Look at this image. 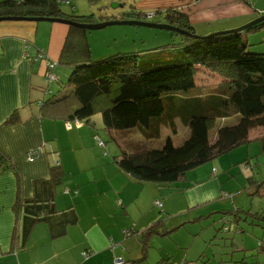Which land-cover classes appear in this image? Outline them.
Masks as SVG:
<instances>
[{"label":"crops","instance_id":"crops-1","mask_svg":"<svg viewBox=\"0 0 264 264\" xmlns=\"http://www.w3.org/2000/svg\"><path fill=\"white\" fill-rule=\"evenodd\" d=\"M70 1L66 4L74 3L75 11L65 10L66 15L79 17L97 8L77 11L79 0ZM80 1L86 6L85 0ZM112 1L124 4L117 8L119 15H112L120 18H127L132 10L146 15L159 11L143 20L163 18L165 22L168 9H181L201 33L238 27L264 14V4L257 5V0L104 2ZM35 21L0 22V161H15L13 168H0V264H116L120 257L124 264H164L165 258L169 259L165 263L170 264L184 257L203 264L211 256L220 259L222 244L215 249L209 246L213 237L219 239L222 224L220 221L214 226L208 219L216 222L221 210L233 209L218 204L225 200L222 185L225 174H219L214 166L208 168V179L192 186L186 179L189 172L173 184L140 183L117 164V156L126 150L124 146L114 140L108 142L109 137L95 130L98 114L90 121L77 122L65 113L43 110L39 100L48 98L50 92H59V86L52 81H62L67 75L69 66L62 59L66 57L63 54L66 38L74 25ZM38 53L43 56L35 58ZM70 56L73 57L71 53L67 55L69 60ZM50 62L55 63L53 68L49 67ZM47 83L51 84L46 89ZM101 120L105 126L102 116ZM256 130L251 131V136L261 143L259 136L264 135V130L255 133ZM96 135L104 144L97 142ZM252 142L231 152L238 154V160L234 158L236 163L242 164L244 159L261 153L257 150L258 153L250 154ZM34 148H40L41 155L30 161L29 153ZM243 171L251 182L254 175L250 164H244ZM247 188L250 187L246 191ZM19 196L54 201L56 208L49 223L37 222L27 238L18 221L21 216L14 209ZM263 204L261 201L259 212H255L264 213ZM244 207L235 208L245 210ZM250 215L241 222L264 225L261 220H256L258 224L251 222L255 219ZM173 218L177 224L168 230L167 224ZM194 220L200 226L199 231L186 226ZM156 221H161L160 232L153 233L145 247L143 231ZM241 222L236 223L241 230L237 228L240 236L235 248L241 251L237 256L243 252L245 263L256 249L250 248ZM207 228L215 230L210 239L211 231ZM176 230L174 237L167 236ZM181 230L184 231L180 233ZM232 257L233 254L228 261H233Z\"/></svg>","mask_w":264,"mask_h":264},{"label":"trees","instance_id":"trees-1","mask_svg":"<svg viewBox=\"0 0 264 264\" xmlns=\"http://www.w3.org/2000/svg\"><path fill=\"white\" fill-rule=\"evenodd\" d=\"M70 2L0 0V17H58L81 23L103 21L96 20L93 13L79 17L64 14L60 5ZM128 15L127 19L143 20L150 14L132 10ZM108 17L106 20L122 19ZM166 18V23L190 33H178L183 36V47L181 54L174 58L140 60L138 53L126 51L92 60L87 43L88 29L71 26L63 52L66 57L62 59L72 68L65 84L67 89L63 95L60 90L55 94L48 91L49 97L39 100L43 110L65 113L77 122L90 121L96 114H101L109 131L138 128L147 139L161 137L165 125L177 134L179 119L190 129L189 136L180 144H175L169 134L159 147L138 144V150H123L116 158L119 168L138 182L160 185L176 183L202 164L230 154L243 145L247 147L255 140L251 131L264 127V52L250 50L244 35L263 27L264 20L242 31L201 33L181 9H168ZM153 21L162 23L163 18ZM70 53L73 57L69 60L67 55ZM204 71L222 78L208 93L202 92L197 81ZM95 137H99L101 143L96 139L99 144H104L99 135ZM113 139L121 147L122 144L115 137ZM259 139L261 153H264V135ZM14 162L3 159L0 168H13ZM242 162L252 164L249 158ZM59 164L57 160L56 165ZM254 178L247 192L250 195L264 193V180L258 183ZM14 209L21 216L18 221L24 226L25 238L37 222L49 223L51 214L56 211L54 201L46 202L36 196L29 199L19 196ZM221 213L220 230L229 231L231 224L247 221L249 214L255 219L251 222L258 224L256 220H261L264 223V213L241 208L221 210ZM160 223L156 221L143 231L141 238L145 247L151 235L160 232ZM258 246L264 249V242L259 241ZM165 261L168 263L169 259L165 258ZM190 262L184 257L170 264Z\"/></svg>","mask_w":264,"mask_h":264},{"label":"rangeland","instance_id":"rangeland-1","mask_svg":"<svg viewBox=\"0 0 264 264\" xmlns=\"http://www.w3.org/2000/svg\"><path fill=\"white\" fill-rule=\"evenodd\" d=\"M85 1H86V6L82 4L80 0L78 1L77 11L78 10L81 11L83 9L91 10L92 8H95V6H97L95 10L91 11L94 12L93 16L96 20L103 19V21H107L106 18L108 16H110V18L114 17L112 16L114 13H116V15H119L117 14L119 11L117 10V8L119 7L112 8L110 6L111 2H104L105 0H85ZM256 4L262 5L264 4V0H259V1L257 0ZM73 6L74 3L72 4V6L71 5L67 6L66 3H62L60 5V9L62 10V12H66L65 10H72ZM73 11L75 10L73 9ZM261 16H258L255 19L260 18ZM152 17L153 14L147 16L148 19ZM122 19H127V18H122ZM45 21L50 22L47 20L35 21V22L46 23ZM247 23L248 22L244 23L243 25H246ZM235 28L237 27L223 29L220 32L222 31L224 32L227 30L234 31L232 29ZM86 32H87V43L89 44L91 50L92 60H99L109 55L118 52H126V51L138 53L140 56V60L141 59L150 60L152 58L153 59L174 58L177 57V55L181 54L180 49L183 47V36L181 34L176 33L175 31L166 30V29H157V28L128 25V24H116V25H109L102 29L86 30ZM244 35H245V39L250 44L249 45L250 50L253 51L256 50V52L259 51L264 52V26L257 30L246 32ZM59 65L60 67L64 66L63 64H59ZM70 69L72 71V68H70L69 66L65 79H63L62 81L61 80L52 81L54 84L59 86L61 95H63L65 93V90L67 89L65 84L68 83L71 74ZM197 81L198 84L201 86L202 92L208 93L210 90L217 87L218 83L222 81V78L217 75H211L209 72L204 71V73L198 75ZM50 84L48 83L46 84V89L49 88ZM51 88H53V84L51 85ZM95 120H96L95 130H97L98 133L109 137L108 142L110 143L112 142L111 140H115L113 139V137H115L128 152L131 151L133 152L138 150V146H137L138 144L139 145L145 144L148 147H159L164 143L166 137L169 134L173 136L175 144H180L190 134L189 127L184 126V124H182L179 119H177V123H176L177 124L176 127L178 129L177 134H174L172 129H170L168 126L165 125L164 127H162V136L154 139H147L138 128L123 130V131L121 130L109 131L107 128H105V126H103L101 120V114L95 116ZM256 129L260 131V133L261 130H264L260 128H256ZM257 130L255 131V133L257 132ZM251 145H252L251 146L252 151L250 152L251 155L254 153H258V151L261 152L260 142L253 141ZM242 147H245V145H243ZM254 149H256V151ZM234 158H237L236 160H238L237 152L230 154L228 153L223 154L218 158H214L213 161L210 160L202 164L200 167L189 171L188 176L186 178L188 184L192 186L194 184L204 182L209 177L208 168L213 169V167L215 166L219 170V174L222 175L225 174V177L222 179V185L224 190L223 196L225 200L219 201L218 204L225 206L224 208L229 206H231V208H235L237 206H245L244 207L245 210L250 209L254 212L255 211L259 212L260 209H258V206L260 205L261 201H263L264 203V196H261L260 194H256L253 196L250 195L245 190L247 186L250 187L252 184L250 183V180L247 181L244 175V171H243L244 164L236 163ZM250 160L252 161V164H250L253 171L252 175H254L255 177L254 179L256 180V182L259 183L264 180V154L260 153L258 156L252 157V159ZM253 165H255V167H253ZM254 186L257 185L254 184ZM142 201H144V197H142L141 202ZM215 215H220V213H217ZM189 220H193V219H189ZM208 220H211L209 222H212L214 226L215 225L217 226L220 223V220L216 222H214V219H208ZM195 222L196 220H194V222H191L189 224L187 223L186 226L188 227V229L199 231L200 226H198V224H196ZM176 224H177L176 219L173 218L171 220V223L167 224V229L172 230V228ZM241 224L246 229L247 234L245 238L249 242L250 248L256 249L255 250L256 252L252 254V257H249L244 263L243 252L241 255L237 256V254L241 253L240 250H236L235 248V244L239 243L236 240L240 236V234L238 235L237 232L238 231L237 226L239 224L233 223L231 224L232 227L229 231L218 230L217 237H219V239L217 238L216 240H213L214 239L213 237V239L210 240V243H212L209 246L210 249H215L216 247H218L217 244H222V245L220 246L221 249L220 259L219 257L211 256L209 260L210 263L208 261V264H217V261L219 260L220 263L218 264H264V249L258 246L259 241L264 242V225L262 223H261L262 226L254 225L250 222H241ZM183 231L184 230H181L180 233H182ZM207 231H211V234L208 237V239H210V237L214 235L215 230L214 229L210 230L209 228H207ZM177 232H178L177 230L172 231V233H170L167 236H171L173 234L174 237V234H177ZM232 254L234 257V259L232 257L233 261H228L231 258ZM190 264H195V263L190 262Z\"/></svg>","mask_w":264,"mask_h":264},{"label":"water","instance_id":"water-1","mask_svg":"<svg viewBox=\"0 0 264 264\" xmlns=\"http://www.w3.org/2000/svg\"><path fill=\"white\" fill-rule=\"evenodd\" d=\"M110 6L112 8H117V7H123L124 4L120 3L119 1H112L110 3ZM152 15V14H150ZM3 20H48V21H58V22H63L67 24H71L77 27H81L84 29L88 30H97V29H102L105 28L109 25H116V24H128V25H137V26H144V27H151V28H157V29H166V30H171L175 31L177 33H182V34H190L187 30H184L178 26L172 25L171 23H166V22H154V21H148V20H139V19H114V20H107V21H100V22H93V23H81V22H76L71 19H66V18H58V17H30V16H1L0 21ZM264 20V15H262L260 18L254 19L250 22H248L246 25H241L235 29H232L234 31H242L248 28L250 25H253L255 23L261 22ZM231 31V30H227ZM226 32V31H225Z\"/></svg>","mask_w":264,"mask_h":264},{"label":"built area","instance_id":"built-area-1","mask_svg":"<svg viewBox=\"0 0 264 264\" xmlns=\"http://www.w3.org/2000/svg\"><path fill=\"white\" fill-rule=\"evenodd\" d=\"M63 1H66V2H67L68 0H63ZM42 56H43V54H40V53L38 54V57H42ZM53 65H54V63H50L49 66L52 67ZM47 77H48V79H51V77H52L51 73H48ZM69 127H71V125H69ZM96 139L101 143L99 137H96ZM40 155H41V149H40V148H34V149H32V150L30 151L28 159H29L30 161H34V160L37 159ZM116 263H117V264H122V263H123V259H122V258H118V259L116 260Z\"/></svg>","mask_w":264,"mask_h":264},{"label":"flooded vegetation","instance_id":"flooded-vegetation-1","mask_svg":"<svg viewBox=\"0 0 264 264\" xmlns=\"http://www.w3.org/2000/svg\"><path fill=\"white\" fill-rule=\"evenodd\" d=\"M151 14H153V13H151ZM155 15V14H154ZM151 21H153V20H151Z\"/></svg>","mask_w":264,"mask_h":264}]
</instances>
